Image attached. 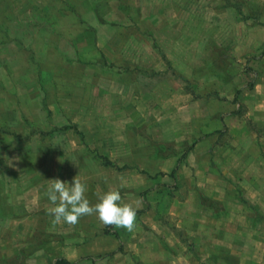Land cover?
<instances>
[{"label": "rangeland", "instance_id": "obj_1", "mask_svg": "<svg viewBox=\"0 0 264 264\" xmlns=\"http://www.w3.org/2000/svg\"><path fill=\"white\" fill-rule=\"evenodd\" d=\"M151 1L158 0H142L146 6ZM162 1L174 4L162 10L174 22L173 57H157L156 71L141 68L128 81L102 66L103 57L96 58L112 77L97 76L103 97L85 92L74 98V82L45 81L51 90L45 121L38 116L26 126L20 123L24 129L9 128L19 134L0 139V149H45L33 158L19 156L13 183L9 173L0 172V264H51L58 257L82 264H153L154 258L159 264H244L248 259L264 264V0ZM149 12L153 8L125 15L136 25ZM227 116L235 120L231 129L244 125L249 130L257 148L247 156V168L233 153L251 138L234 136L224 126ZM101 156L115 167L103 166ZM77 175L92 205L99 195L119 190L137 210L135 230L105 226L96 215L75 225L53 224L48 180L70 184ZM43 182L45 210L37 209ZM195 191L196 197L226 196L224 205L209 204L226 212L220 220L226 227L223 246L238 240L236 230L243 232L242 250L216 254L208 251L218 243L205 235L208 226L201 224L202 236H193L191 219L186 229L180 202ZM196 212L201 223L211 216L202 208ZM208 221L210 229L216 226L214 219ZM251 224L254 229L246 231ZM140 244L145 247L139 249Z\"/></svg>", "mask_w": 264, "mask_h": 264}, {"label": "crops", "instance_id": "obj_2", "mask_svg": "<svg viewBox=\"0 0 264 264\" xmlns=\"http://www.w3.org/2000/svg\"><path fill=\"white\" fill-rule=\"evenodd\" d=\"M151 2L153 5H149V2L146 6L142 0H0V139L6 136L14 137L15 132L16 135L19 134L18 131H11L9 128L20 127V123L26 126L27 123L37 121L38 116H41L42 122L45 121L43 117L45 97L51 93L45 81L74 82V98L87 96L85 92L103 97L105 93L96 82L97 76H106L109 79L112 77L103 71V67L96 65V61L99 63V59L96 58L103 57L105 62H102V66L107 70L115 69L117 75H122L123 80L125 78L128 81L131 78L129 74L139 73L141 68L149 66L156 71V66L161 63L157 57L160 60L162 55L169 54V57H173L171 45L174 44L175 38L172 34L176 32H172L174 29L171 27L174 22L168 20L162 10L174 7V4L163 3L162 0ZM147 7L153 8V12H149L148 15L145 13L136 25L132 23L133 18L125 15L129 11H145ZM103 35H105V38H102L104 42L100 41ZM129 66L138 67V70L132 67L130 71L127 69ZM233 121L235 120L231 119V116L225 117L224 126L231 129L230 123ZM230 131L234 136L241 134L245 139L251 138L250 141L246 139V143L242 146H237L233 153L234 156L239 157V164L247 168V156L252 155L254 149H257L253 145L250 132L244 125L234 126ZM201 143L203 142H199L193 149L197 151ZM36 152L44 155L45 149H23L21 152H18V149H0V172L9 173V181L13 183L19 171V156H24L26 159L33 158L39 155ZM33 166V171H39L35 165ZM239 170L244 171L242 168ZM172 172L174 174L175 171ZM2 185L0 183V186ZM42 189L43 199L39 200L41 207L37 209L45 210L44 182ZM195 195L196 191L192 192L185 201H181L182 207L179 209H185L186 222L193 219L191 235L202 236L199 228L203 224L209 227L205 235H212L213 239L216 237L218 240L217 245L211 246L208 251L228 255L242 250L238 244H242L240 237L243 232L236 230L234 237H238L237 243L234 242L230 247L223 246L221 237L225 235L226 227L220 220L226 212L213 211L215 208L209 204L224 205L226 196L206 193V195H197V198ZM237 201L240 202L239 197ZM200 208L211 215L202 223L195 218L198 215L196 211ZM233 217L236 220L235 225L239 227L237 212H234ZM208 219L216 221L214 228L210 229L212 224ZM250 221L253 224V221H256L255 217H250ZM252 224L245 230L256 229L257 222L253 229ZM186 229H190V222L186 225ZM204 229L206 230V227ZM141 245L145 247L140 244L139 249ZM179 248L190 250L189 246ZM253 260L248 259L244 264H258ZM71 262L82 264L76 260ZM153 264H159L156 258Z\"/></svg>", "mask_w": 264, "mask_h": 264}, {"label": "clouds", "instance_id": "obj_3", "mask_svg": "<svg viewBox=\"0 0 264 264\" xmlns=\"http://www.w3.org/2000/svg\"><path fill=\"white\" fill-rule=\"evenodd\" d=\"M48 181L50 187L47 197L53 205L48 209V214L53 217V224L64 222L75 225L83 216L96 215L105 226L122 228L128 232L135 230L137 210L132 204L123 201L119 190L110 189L99 195L98 202L92 205L85 196L87 185L78 175L70 184L59 178Z\"/></svg>", "mask_w": 264, "mask_h": 264}, {"label": "trees", "instance_id": "obj_4", "mask_svg": "<svg viewBox=\"0 0 264 264\" xmlns=\"http://www.w3.org/2000/svg\"><path fill=\"white\" fill-rule=\"evenodd\" d=\"M99 160L101 161V164L103 166H106V167H115V165L113 163H111L106 157L101 156V157H99ZM123 168H127V167L124 166ZM117 169H119V168H117ZM51 264H75V263L74 262H71V261H68L66 258L60 257V258L54 259L51 262Z\"/></svg>", "mask_w": 264, "mask_h": 264}]
</instances>
